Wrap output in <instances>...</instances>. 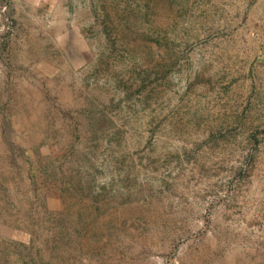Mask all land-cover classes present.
<instances>
[{"label":"rangeland","instance_id":"rangeland-1","mask_svg":"<svg viewBox=\"0 0 264 264\" xmlns=\"http://www.w3.org/2000/svg\"><path fill=\"white\" fill-rule=\"evenodd\" d=\"M0 264H264V0H0Z\"/></svg>","mask_w":264,"mask_h":264}]
</instances>
